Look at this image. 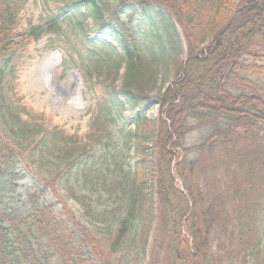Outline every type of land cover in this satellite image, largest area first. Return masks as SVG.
Wrapping results in <instances>:
<instances>
[{"label":"trees","instance_id":"1","mask_svg":"<svg viewBox=\"0 0 264 264\" xmlns=\"http://www.w3.org/2000/svg\"><path fill=\"white\" fill-rule=\"evenodd\" d=\"M67 1L18 34L0 5V128L17 141L35 140L28 161L39 185L24 192L22 212L4 203L21 153L0 133V264H118V252L150 233L153 245L167 236L162 264H264V0ZM80 10L119 52L83 35L84 70L89 80L103 75L104 95L92 120L94 144L72 149L55 135L37 139L41 126L22 119L4 85L23 44L62 31L60 17L77 31ZM143 27L148 36L138 38ZM180 54L179 78L153 96V68ZM155 105L157 116L147 117ZM201 126L206 139L186 146V134ZM130 149L132 167L124 156ZM57 184L113 234L95 236L61 200L58 210L35 200ZM158 247L149 264H161L152 255Z\"/></svg>","mask_w":264,"mask_h":264},{"label":"rangeland","instance_id":"2","mask_svg":"<svg viewBox=\"0 0 264 264\" xmlns=\"http://www.w3.org/2000/svg\"><path fill=\"white\" fill-rule=\"evenodd\" d=\"M65 2L68 1L0 0V5L6 13L12 16L15 32L18 34L30 26L45 23L50 16L58 13V9ZM82 12L80 10L77 12L78 15H75L79 20L83 19L80 16ZM60 18L59 26L62 31L44 33L38 39H31L12 56L15 71L13 75L7 76L4 92L22 119L32 125L41 126L42 131L37 139L46 138L49 140L55 135L61 145L65 144V147L73 149L77 146L94 144L92 140L96 139L92 135V120L97 104L104 95L103 75L96 77V73H94L95 77L89 80L84 70L85 61L82 58L89 48L87 41L83 39V35L89 37L91 42L97 46L105 43L111 44L117 50L119 47L108 36L95 29V23L91 17L84 18L79 25L81 29L78 27L77 31L71 26V23L68 24L67 20ZM174 29H176L175 38H177L180 48L183 49L184 41L180 37V30L176 26ZM137 36L143 38L148 35L139 31ZM208 41L209 37L206 36L203 43L206 44ZM181 59L182 54L168 58L166 63L153 68L154 79L150 82V93L153 96L159 94V91H162L172 80L179 78L180 73H176V68ZM123 71L122 66L115 82L117 87L121 85ZM157 107L155 105L149 110V118L156 116ZM124 115L129 116L127 109ZM0 133L4 141L12 146L17 153H21V155L15 156L14 176L8 175L6 181L8 197L4 199V203L18 208L17 212H22L24 210L22 204L28 203L24 192H36L39 189L38 178L31 172L35 165L31 163V160L28 161V153L32 151L35 140L33 142L29 140L17 141L3 128H0ZM206 133V127H196L186 134L183 142L186 146L198 144L206 139ZM130 145L132 149V144ZM131 149L124 155L125 162L128 163L129 167L134 166L137 160L132 155ZM53 160L58 161L59 158L55 157ZM60 163L64 164L63 161ZM47 164L49 163L44 162L42 167L44 171L47 170ZM14 184L17 185V188L12 187ZM179 188L183 189L181 184ZM38 196L39 198L35 200L55 204L57 210L59 209L57 202L60 200L65 202L71 210L70 212L80 220L82 226H85L95 236L104 238L108 233L113 234L114 228L98 221L94 214L87 213L78 202L69 197L67 190L62 185L57 184L54 189L49 188L41 195L38 193ZM261 235L264 237V225ZM163 238L162 241L155 244L159 247L152 254L154 259L161 264L164 262L162 259L167 244V236L164 235ZM153 240V233L146 237L135 236L133 246L126 247L124 252L117 253V263L149 264L148 262L153 259L149 257V250L155 246ZM262 246L264 248V242ZM134 251L139 252L138 255L133 254L137 256L136 259L133 255H128ZM106 255L108 257L106 253L104 258ZM112 261L113 259H111Z\"/></svg>","mask_w":264,"mask_h":264},{"label":"bare ground","instance_id":"3","mask_svg":"<svg viewBox=\"0 0 264 264\" xmlns=\"http://www.w3.org/2000/svg\"><path fill=\"white\" fill-rule=\"evenodd\" d=\"M52 67H53V65H52Z\"/></svg>","mask_w":264,"mask_h":264}]
</instances>
